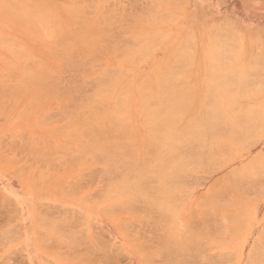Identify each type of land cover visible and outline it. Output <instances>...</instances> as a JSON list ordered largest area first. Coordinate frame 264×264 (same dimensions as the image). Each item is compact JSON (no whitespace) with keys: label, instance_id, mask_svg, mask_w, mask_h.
<instances>
[{"label":"rangeland","instance_id":"obj_1","mask_svg":"<svg viewBox=\"0 0 264 264\" xmlns=\"http://www.w3.org/2000/svg\"><path fill=\"white\" fill-rule=\"evenodd\" d=\"M40 1L47 2L46 0ZM40 1L0 0V82L3 81L0 83V264H77L76 261L82 262V259L84 260L82 264H97L98 262L101 264H117L119 261L118 264H142L143 261H148L151 254L149 252L150 249L152 252H157L159 249L157 245L161 247L163 244L162 242H164L165 234L172 243H174L172 233L178 228L175 229L173 218L171 216L161 218L158 211L153 208L141 212L142 215L138 216L136 220L131 219L134 214L129 218L127 217L128 212L126 210L120 211V208L115 209L118 211H116L117 213L114 212L116 213L115 216L111 215L110 217H106L105 215L94 214L96 211L93 207L98 206L99 203L97 202L101 201V197H103L102 195L106 192L108 184L111 181H118L120 177L117 176V173L108 174L107 167L110 168V165L107 163V160L109 158L99 159L94 156L95 152L86 153L84 149L92 137L97 134L99 128L96 126H98V124L100 127L112 125V120H109V118L113 115L109 110L108 104L113 103L109 102L113 100L112 94L124 88L127 83L126 81L129 79L128 72H137V75L133 76L131 80L140 84L142 81L145 82L143 79L145 76L138 74L144 75L151 71L153 65L161 60L163 56V44L166 46L164 34L172 30L175 22H188L192 19L195 30H200L201 32H204V27L212 26L213 24L212 27L215 31L225 28L222 32H219L220 34L217 32V34H219L218 36L214 35L216 32L211 28L212 32L210 34L212 35L213 33L214 36L222 39L223 43H226V45L224 44L225 46H222V42L219 40L221 42L218 43L220 44L219 46L225 48L221 49L219 47L217 49L216 45L215 47L217 50L215 49V51L219 53H213L219 54L220 56L218 57L220 58H225H221L224 60L221 64L218 62L221 61V59H217L218 61L216 62L218 63L214 62V60H216L215 56L217 55H213V57H215L214 60H211L213 62L204 61L202 60L203 58L200 57L195 62L185 61L176 63L175 67H177L179 75L183 74L187 83L181 82L182 84H180L179 81L174 80L175 82H173V80H170L169 83L173 89L182 90V87L191 85H197L199 87L202 85V87L205 88L204 86L206 85L203 84V70L207 73L208 69H210L207 75L204 73V78L208 76L205 78L206 81H204L206 83L208 82L207 78L211 77V74L212 76L213 74L215 75V73L217 74V72H215L216 70L214 71L211 69H217L221 66L220 68L222 69L218 68L220 69V74L218 73L219 78H214L216 81L213 80L216 86L212 85V81H209L212 87L217 89L216 94L220 98L224 94L221 88L223 89L225 86L226 88L234 89V87L237 86L236 77L241 73V71L238 70L239 66H241L239 64L244 63L242 66L248 67L245 65V61L246 58L249 57L248 51H250V53L252 51L250 50L252 46L254 48H252V53H256V56L251 53L250 57L253 55L259 59L263 56V59L261 58L262 61L258 60L256 64L255 62L253 63L256 67H251L249 71L246 70V73H249L245 75V78L248 80H245V82L246 84L248 83L249 88L251 87L250 84L253 86L255 84H257L255 86H260L262 81H264V0H170L171 2L167 0L171 3L169 6L164 4L167 3L165 0L162 3L159 0H90V2L89 0H80L81 2H79V5L85 7L83 10H87H80L78 18L73 22L71 18L73 17L74 19L76 15H26V13H30ZM156 1H158V3ZM94 3L97 4L98 7L95 6ZM91 6L95 9H92ZM90 8L91 11H89ZM42 10L45 11L44 8ZM174 14L176 15L174 16ZM108 18L111 19L109 20ZM67 19H70V23H66ZM82 20H85L84 23ZM93 21H95L96 24L98 22L99 25H96ZM85 22L89 24L92 22L91 24L94 23L93 25L99 26L100 36L102 38V40L99 41L100 43L96 41L99 34H95L92 39L93 42H86L82 47L78 45L79 48L76 47V50H70L67 54L68 56H61L60 49L63 47L61 43L64 40L63 43H65L67 41L66 39H68V42H72L73 40L71 41V39L85 26ZM69 24L71 27L69 26V28L67 27L66 29V26ZM89 24L86 26H89ZM91 24L89 27L93 26H91ZM102 25H105V28L102 27ZM216 26L224 27L219 29ZM226 27H228V29ZM73 28L77 31L73 30ZM102 29L106 31L103 33V31H101ZM63 30H66L67 35L64 34L65 36H62L60 44L57 43V45H52L53 41L49 38L50 36H48V34L63 32ZM71 31H73V33H71L73 36H68ZM223 31L226 32L227 37L231 32L230 38H227ZM234 33L236 39L233 38ZM232 34L233 36H231ZM162 36H164L163 39ZM257 38H260V40H257ZM216 39L217 38H215V40ZM250 40H254L256 45H251L252 42H250ZM236 42H240L239 44L242 46V49ZM241 43H243V45ZM258 43L260 47H258ZM148 46H152L153 48L147 52L148 57L145 61H140L139 59L130 60L132 54L138 57L146 55L141 51L145 50ZM193 47L199 53L208 52L205 46H196L193 44ZM85 48H87L88 53L85 52ZM130 49L133 50L129 55ZM213 49L214 48H210V52H212ZM224 49L225 52L223 53ZM101 50L102 53H104L102 55H100ZM54 53L57 56L60 54L59 56L63 58L59 61L60 66L58 65V70L61 72L56 70V72H53L54 74H47L41 79L42 82L39 81L41 83L33 82L32 86V82L26 80L23 70L28 71L30 75L31 72L35 71L34 68H36V71L39 68L40 70L38 69V72L42 73L44 68L46 70L53 66ZM96 54L97 56L95 57ZM258 54H260L259 58L257 57ZM93 57L98 61L96 60L95 62ZM249 58H247V60ZM256 58L255 60H257ZM250 60L255 61L253 57ZM113 62H124L131 67V70L125 68L119 72L113 67L115 68V72L113 71V75L110 76L111 78L107 79L105 74H107L108 71L112 74L110 72V70H112L110 66H113ZM215 64H217L218 67H215ZM191 68H195V70L190 73L191 76L189 78L185 74ZM252 68L256 71H252ZM222 70L223 72H221ZM238 71L240 72L237 73ZM209 72H211V74ZM224 72L225 75L222 76L221 73L224 74ZM96 73L97 76H95ZM243 73L245 74L244 70ZM102 74L107 80H104V84L99 86V84L97 85V81L101 80L103 77ZM108 74L107 77L110 75ZM58 75H60V77ZM54 77L57 79H54ZM149 79L150 81L152 80V78ZM149 79L147 78L146 80L149 81ZM166 80H168V78H166ZM187 80H189V82ZM200 80L202 82H200ZM19 81L20 83L24 82L23 84L29 82V87L21 83L20 85L22 87L19 88ZM177 82L179 83L176 86ZM75 83L77 84L76 86ZM38 88H40V90ZM70 88H72V90ZM146 90L147 89H143V91ZM70 92H73V94ZM58 100L61 103H59ZM158 101V98L154 97L150 98L148 103L155 106ZM81 102L84 103L82 104ZM248 103L251 105L253 104V107L255 106L254 104L258 103L255 107H257L258 110H264L262 106V103H264V93L258 94L256 97L254 96ZM67 107L68 109H66ZM255 107L252 112V117L248 120L250 123L246 121L247 117L245 118L243 116L245 113L240 107H238V111L239 113L242 111L243 114L236 113V107H234V113H232L233 108L227 110V112L229 111L231 114H234L233 117L237 118L235 116L236 113L237 116L239 115L243 120L246 119L245 121L250 125L253 117L261 118L264 116V113L262 114L263 111L260 112L262 114V116H260L261 114L259 111H255ZM63 108H65V111ZM210 108L208 103L205 109L203 107V117L208 115ZM76 110L78 111L77 113L81 110L79 115L74 113ZM256 112L260 115L258 114L255 116ZM126 115L128 114L123 113L120 117ZM74 118L77 121L76 125L73 121ZM86 118L93 119L91 124L87 125L83 123ZM260 118H257V121L254 120L255 123L250 125L253 129L254 127L256 128L254 131L250 130V128L248 130V127L246 128L247 125H243V121V124L240 125L242 127L245 126L248 132H243L241 135L244 139H241V141L239 138L240 136H238L239 139L236 138L238 140L236 145L235 142L232 144L229 143L228 146L226 145L227 149L229 148V150L232 151L229 152L227 149L223 148V150H227V153L226 151L221 153L223 154L222 157H224L221 158L222 161L219 159L221 156L218 160L209 161L208 164L213 163L215 165V168L214 166L212 167L213 164L211 165V168H214L213 170H210L208 167L210 165H207L210 171L209 173L206 172L207 168H204L206 173L203 172L204 169H199V172L196 170L198 173L192 171L189 174V178L186 177L187 179L183 181L185 183V185L182 186L183 190L174 197V209L180 210L177 219L178 224L180 223L181 225L180 233L182 234L185 232L191 225H193V228L195 226V228H201L202 226L203 229L201 228V230H203L204 233L206 232V238H203L205 241L203 242L202 240L201 244L202 249L199 248V250H196L191 246L190 249L195 252L196 255L191 253V255H188L189 257L186 256V264H254L251 260V258L254 259V257H249V255L258 254L256 253L258 250L261 252V257L264 258L262 255V250L264 249V118H262V120H260ZM74 126L80 127L79 129H81L82 132L75 131ZM234 126L241 130V126L239 127L238 123L234 124ZM122 127L126 132L122 134L120 142H128L131 127ZM105 128L106 127L103 129ZM107 128L110 127L107 126ZM241 131H239V134L242 133ZM228 132V126L221 123L219 129L216 131L218 134L217 137H219L218 141L226 142L227 136L229 135ZM206 144H210V142L208 141ZM38 151H40V153ZM41 153L44 155H41ZM259 160H261V162ZM218 161H221V163ZM256 164L258 168L255 169ZM247 165H249V169L246 168ZM240 167L242 170H236ZM242 171H244L245 174ZM236 174L239 175L237 176ZM226 176L230 181L232 180L235 185L244 178V181H242L244 189L242 185H240L242 187L241 194L243 195L244 193V197L246 198L236 193V191H240V187L237 189L231 187L232 190L235 191L233 194H230L232 196L229 195L230 201L227 202V204L229 203L228 207L230 210L223 208V210L220 209L221 211L218 210L219 213L216 212L215 214V211L213 215L208 213L210 217L204 214L203 216L208 217L207 220V217H204L205 221L201 217V214L204 213L202 209H206V206L209 205H206L202 198L205 196L204 199H206L207 194L211 193L210 187L214 189L216 186L220 185L224 179L227 180L228 178ZM235 180L237 182H235ZM224 181L222 185H220L221 187L223 186V188L226 186L223 184L228 182V186L232 182ZM238 185L236 186L238 187ZM245 188L249 191L247 194H245V192H247ZM215 190L217 189L212 190V193ZM202 194L205 195L203 196ZM241 199L245 202H241L240 205L239 201ZM234 200L235 203L236 200H238V204L233 203ZM202 201L205 203L204 206H202ZM136 205L137 206L134 205V208H132L134 209L132 212L137 210L135 207L138 208L139 211L145 207L144 202H139ZM235 205H240L241 208L239 209L237 206V210H235ZM225 207H227V205ZM243 209L246 210V213H244L245 211ZM231 211H233V214H230ZM191 212H195L196 215L194 216L195 213L192 214ZM225 212H227V215ZM237 213L238 215H236ZM190 216L193 217L190 219ZM223 216L226 219H224ZM237 216L238 218H242L241 220L243 221L239 222L240 218H236ZM195 217L199 218V221L196 220ZM42 219L46 220L45 224L48 223L45 227L43 226L44 222ZM128 219L132 220V224L126 226L125 223ZM189 219L193 220V222H190ZM211 219L214 221L213 223H211ZM72 221H74V223ZM215 221L216 224H219L218 221L222 223L216 226V224H214ZM53 222H57L53 225L59 224V229L51 233V231H47V228H53L50 225V223ZM205 222L211 224L206 223V225L208 224L207 228H204L206 227ZM236 222H239V224L242 223L239 225L235 224ZM116 223L118 224L116 225ZM232 224L236 226L233 227ZM118 225H120V227ZM225 226L227 228L229 226L233 233H231L230 230L227 231L229 228L223 230ZM214 228L219 229L212 230ZM235 228L236 230L239 229V231H236ZM226 231L230 233H226ZM234 231H236V233ZM207 233L210 235L207 236ZM128 234H130V238ZM140 235L143 236L140 238ZM174 235L176 236L175 233ZM68 236L69 238L72 237L73 240L77 237L79 239L81 238V244L78 248L82 245L83 249L82 247L80 250L77 249L76 247L78 245L75 247L76 250H74L73 247L71 249V245L65 246L69 243L66 242ZM84 237L88 238L87 241L83 239ZM137 238L138 240L136 241ZM219 238H221V241H224H218ZM96 239H98V241ZM100 239H102L101 242H104H99ZM105 241L109 242L108 244L110 245V248L107 250L109 251L108 253H106L107 251L105 252L106 248L102 247L103 245L106 246L105 244L107 243ZM59 242L66 244L60 245ZM130 245L136 249H131ZM111 247H113V249L115 248L113 252L115 253L114 255L117 254V257L112 255L113 252L111 251ZM85 248L87 249L85 250ZM156 248L158 249L155 250ZM115 250L118 252H115ZM89 251L90 254L92 253L90 255L92 259L88 258ZM94 252L95 255H93ZM100 254H103V256L107 254L106 257L110 262L106 260V257ZM79 255H82L81 258H78L80 257ZM96 255H100L99 257L101 259ZM86 257L91 261L88 260L87 262L84 259ZM112 257H115L114 260H112ZM102 258L103 261L101 262ZM118 258H120V260ZM247 259L248 262L251 261V263L246 262ZM152 260L150 264H169V261L158 253L153 256ZM112 261L114 262L112 263Z\"/></svg>","mask_w":264,"mask_h":264},{"label":"bare ground","instance_id":"obj_2","mask_svg":"<svg viewBox=\"0 0 264 264\" xmlns=\"http://www.w3.org/2000/svg\"><path fill=\"white\" fill-rule=\"evenodd\" d=\"M38 1H40V0H38ZM46 1L47 2H42V1L38 2V4L32 9V11L30 13H26V15H76L74 19H73V17L71 18V20L73 22L75 19L78 18L79 14H80V10H83V8L85 9V7L79 5L80 4L79 2H81L80 0L79 1H77V0H46ZM58 1H60V2H58ZM159 1L161 3L164 2V0H159ZM165 1L167 3H164V4H166L167 6H169L171 4L170 2L172 0L171 1L168 0L170 2H168L167 0H165ZM89 2H90V0H89ZM91 2H94V1H91ZM156 2L158 3V1H156ZM82 4H83V2H82ZM95 6L98 7L97 4H95ZM43 8L45 9V11L42 10ZM93 8L94 7H92V9ZM86 10H83V11H86ZM123 10H124V8H123ZM89 11H91V8L89 9ZM119 12H118V15H119ZM81 13H83V12H81ZM85 13H87V12H85ZM88 14H89V12H88ZM102 14H104V13H102ZM175 15L176 14H174V16ZM178 16H176V17H178ZM84 19H85V17H84ZM84 21L82 20L83 23H84ZM86 21H88V20H86ZM99 21H101V20H99ZM93 22H95V21H93ZM66 23H70V19H67L66 20ZM91 23L92 22H90V24ZM106 23H108V22H106ZM87 24H89V23L87 22L84 27L82 26L83 28L79 32H77V34L74 35V38L71 37L72 38L71 41L73 40L72 42H68V39H66L67 41L65 43H63L65 40L62 43L60 42L61 39H62V36L64 34L67 35L66 34V30H63V32H57L55 34H52V33L51 34H48V36H50L49 38L53 41V44L52 45H57V43L58 44H60V43L63 44L62 49H60L61 50V56L65 57V55H67L68 52H70V50H72V49L76 50L77 48H79V46L82 47L83 44H85L86 42H93L92 39H93V36L95 34H99L98 38L96 39L97 42H99V41L102 40V38L100 36V34H101L100 33V28H99V26H96L98 24V22H97V24L95 22L96 25H93L94 23L91 24V26L93 25L92 27H89L90 24H89V26H86ZM101 24H103V23H101ZM69 26L71 27V25L69 24V25L66 26V29H67V27L69 28ZM104 26L105 25H102V27H104ZM106 26H107V24H106ZM212 26H206V27H204V32H201L200 30L199 31L195 30L194 23H193V20L192 19H191V21H188V22L187 21H184V22L183 21L175 22L172 30L169 31V32H166L164 34L165 35V38H166V46L163 44V56H162L161 60L153 65L151 71L145 73L144 75L143 74H138V75H141V76H145L143 78L145 82H143L141 80L142 83L140 82V84H138L137 82H134V81L131 80L133 78V76L137 75L136 74L137 72H134V73L132 71H129L128 72L129 79H128V81H126L127 83L125 84L124 88L123 89H119L118 91L114 92V94H112L113 100L112 101H109L110 103H112V102L113 103L112 104H108L109 110L112 112V115H113L112 117L109 118V120H112V125H107L110 128H107V126H104L106 128L103 129L104 127H100L99 124H98V122H97L98 126H96V127L99 128L97 130V134L92 137V139L88 142V144L86 145V148L84 149V151L86 153H88V152H95L94 153V156L97 157V158H99V159L109 158L107 160V163L110 165V168L107 167L108 174L111 175L113 173L114 174L117 173L118 174L117 176L120 177V179L118 181H116V182L115 181H111L108 184V187L106 189V192L104 193V195H102L103 197H101V201L97 202V203H99L98 206L93 207L94 210L96 211L94 214L105 215L106 217L107 216L110 217L111 215L115 216V214L118 212L115 209L116 208H120V211L126 210L128 212V216L127 217H129V218L131 217V215L134 214V216L131 219L136 220L138 218V216H141L142 215L141 212H145L146 209L153 208V209H155V210L158 211V213H159V215H160L161 218H164V217H167V216H169V217L171 216L173 218V222L175 224V229L178 228L177 230H175V232L172 233V237H173L174 243H172V241L165 234L164 242H162L163 244L161 243L162 244L161 247L157 245V247H159V249L158 248L155 249V250L158 249L157 252H152L151 249H150L149 252L151 254H150V257L148 258V261H146V262L143 261L142 264H150V262L153 261L152 260L153 259V256H155L157 253L160 254V256L161 255L164 256L169 261V264H184L186 262V260H187V259H185L186 256H188L189 254L191 255V253H193L194 255H196L195 252H193L190 249L191 246H193L196 250H199V248L202 249L201 248V244H202L203 238H206V235H205L206 232L204 233V231L201 230L202 226H201V228H195L196 226L194 225L195 226L194 227L195 229H194L193 228V225H191L188 228L186 227L187 228L186 231L181 234L180 233L181 225H180V223L178 224V221H177L178 214H179L180 210L174 209V203H173L174 200L173 199H174L175 196L178 195V193L180 191L183 190V187L182 186L185 185V183L183 181L187 179L186 177L189 178V176H190L189 174L192 171L198 170V172H199V169L200 170L201 169L203 170L204 168H207L206 169V172L209 173L210 172L209 169L210 170H213L215 168V165L213 163H212L213 165L212 164H208V162L211 161V160L212 161L213 160H216V159L218 160V158L220 156H221L219 158L220 160H221V158H224V157H222L223 154H221V153H224V151H226V153H227V150L229 152L232 151V150L230 151L229 148L227 149L226 145L228 146L229 143L232 144L234 142H235V145H236V142L238 141L237 139H239V138H240V140L241 139L243 140L244 137H242L241 135L243 134V132L248 133L246 131L247 130L246 128L248 127V130L250 128V130H253L254 131L256 128L254 127V129H253V127L250 126V125H252L253 123H255V121H257L260 118V117H253L251 119L253 122L251 121V124L250 125L248 124V123H250V122H248V120L253 115L252 112L254 111V107L258 104V103L257 104H254L255 106L253 107L252 106L253 104L251 105L248 102L250 100H252L254 98V96L256 97V95L261 94V93H264V83H263L264 81H262V83H261L260 86H255L257 84H255L254 86L252 84H250V86H251L250 88H249L248 83L246 84V82H245V80H247L245 78L246 77L245 75L247 73H249V72L246 73V70L249 71L251 69V67H256L254 65L256 63H258V60L259 61L260 60L262 61V59H263L262 58L263 56H261L262 59L259 58V55L260 54L257 55V57L259 59H257L255 57L256 56V53H252V51L254 49L253 46H252L253 49L252 48L250 49L249 46L248 47H249L250 50H252L251 53L253 55H255V56L252 55L253 59L255 60V58H256L257 60H255V61L252 60L253 61L252 62L250 60L252 58V57H250V54L251 53H250V51H248L249 52L248 56L250 58L247 57L249 59L247 60V58H246V61H245V65H247L248 67L242 66V65H244V63L243 64L242 63L239 64L241 66H239V69L238 70H240L241 73H239L240 71L237 72V73H239L238 76L236 77L237 86L234 87V89H232V88H226L225 86L223 87V89L221 88V90L224 92V94L220 98L216 94L217 89L214 88V87H212V85L216 86L215 81H216V79L219 78L218 76L220 74V69H222V68H220L221 66L218 67L217 64H215L214 66L220 68V69L217 68L218 71H217L216 68H212L211 69V70H214V71L216 70L215 72H217V74L215 73V75L213 74V76H212L211 72H209L211 74V77L212 78L211 77H209L210 79L207 78V81L208 82L209 81H212L213 82V80H215L212 85L209 82V84L211 85V87H210L209 84H208L209 86L207 85L208 82H206V83L204 82V81H206L205 78L208 77V76H206L204 78V75L205 74L207 75L208 74V71H210V69H208V71L206 73V71L203 70V68H202V70H203V79H204L203 84L206 85V86H204L205 88H203L202 85H201L202 88L199 87V86H197V85H194V86L191 85V86L182 87L181 88L182 90H175L170 85V83H169L170 80H173V82H175L174 80L179 81L180 84L187 83L186 80H185V77L183 76V74H180L179 75V72L177 70V67H175V64L176 63H182V62H185V61H193V62H195L200 57L203 58L202 60L209 61V62L211 60H214L215 57H216L215 58L216 60H214V62L220 60L221 58L225 59L224 57H221V58L218 57V56H220L219 54H213V53H219V52H216L215 51L216 47H217V49L219 47L221 49L222 48H225V47H222V46H225L226 43H223L222 39H219L218 37L214 36V35H217L218 36L220 34L219 32H222V30H224L225 28L224 29H220V28H223L224 26L223 27H221V26L217 27L216 26L220 30L215 31V29ZM78 27H80V26H78ZM211 28L216 32L215 33L213 31L215 33L214 35H213V33H212V35L210 34L212 32L211 31L212 30ZM217 28H216V30H217ZM226 28L228 29V27H226ZM73 30H75V29L73 28ZM75 31H77V30H75ZM101 31H103V29ZM105 31H103V33ZM67 32H68V30H67ZM217 32L219 34H217ZM224 32L225 31H223V33ZM71 33H73V31H71L70 32V35H68V36H73ZM107 34H108V32H107ZM225 34H226V32H225ZM225 34H223V35H225ZM230 34H231V32H230ZM230 34H229V36H230ZM231 36H233V34ZM234 36H233V38L236 39L235 33H234ZM163 37L164 36H162V39H163ZM214 37L217 38L218 41H217V39L215 40ZM226 37H227V34H226ZM68 38H70V37H68ZM220 38H221V35H220ZM260 38H257V40H260ZM109 39H111V38H109ZM213 40H215L217 42H215ZM237 40L239 41V38L238 37H237ZM243 41H244V39H243ZM102 42H104V41H102ZM219 42L221 43L222 46H219L220 45V44H218ZM250 42H252L251 45H253V44L256 45V42H254V40H250ZM257 42H259V41H257ZM236 43L242 49V46L239 44L240 42H236ZM193 44H195L196 46H205V48H207L206 50H208V52H205V53H199V52H197L195 50V48L193 47ZM241 44L243 45V43H241ZM258 45H259V43H258ZM258 47H260V45ZM152 48H153L152 46H148L145 50L141 51V52H144L146 54L144 56L138 57V56L132 54V57H130L131 58L130 60L139 59L140 61L141 60L142 61H145L147 59V57H148L147 52H149ZM210 48L211 49L214 48L213 51L211 50L212 52H210V50H209ZM132 50L133 49H130V51L128 53L129 55L132 52ZM85 52L88 53L87 48H85ZM134 52H137V51H134ZM224 52H225V49H224L223 53ZM100 53H101L100 55L104 54V53H102V50H101ZM70 54H72V53H70ZM239 54H240V52H239ZM59 55L57 56L54 53L53 66L50 67V68H48V69H46V70L44 68L42 70V73L41 72H38V69L39 68L37 69V71H36V68H34L35 71L34 72H31V74L29 75L28 74V71H25V70L22 69V67H23L22 66L21 69L24 71V75H25L26 80L32 82L31 84L33 86V82L41 83L42 82L41 79L44 76H46L47 74H50V73L54 74L53 72H56V70H58V65H59L60 59H63ZM213 55H217V56L213 57ZM224 55H226V54H224ZM96 56H97V54L95 55V57ZM95 57H93V58L95 59L94 61L96 62L97 59ZM223 61L224 60L221 59V61H218V62L221 64ZM249 61H251V62H249ZM80 62H81V60H80ZM211 62H213V61H211ZM218 62H216V63H218ZM241 62H243V61H241ZM246 62L247 63L249 62V63L247 64ZM254 62H255V64H253ZM67 64H69V63H67ZM67 64H65V65H67ZM71 65H73V64H71ZM112 65L113 66H110L112 68V70H110L111 73L114 71L115 68H116L115 70H118L119 72H121V70H123L125 68L131 70L130 69L131 67L128 66L124 62H113ZM113 67H115V68H113ZM243 68H245V69H243ZM77 69H78V67H77ZM194 70H195V68H191L189 71H187V73L185 75L190 78V76H191L190 73L193 72ZM243 70L245 71V74L243 73ZM253 70H254V68H252V71ZM214 71H213V73H214ZM254 71H256V70H254ZM58 72H61V71L58 70ZM221 72H223V70ZM97 73H98V71H97ZM97 73H96V75L95 74L94 75L97 76ZM108 73H109V71H108ZM107 74H105V77L107 79L108 78H111L110 76L113 75V73L112 74L109 73L110 75L108 74L109 76L107 77ZM55 75H56V73H55ZM216 75H217V77H216ZM221 75L224 76L225 75V72H224V74L221 73ZM221 75H220V77H221ZM51 76H53V75H51ZM58 76L60 77V75H58ZM74 76H77V75H74ZM103 77H104V75H103ZM105 77L103 79L101 78L100 81H97V85L99 84V86H100V85L104 84V80H107ZM125 77H126V75H125ZM147 78L148 79L149 78H152V80L150 81V79H149V81H148V80H146ZM166 78H168L169 81L166 80ZM214 78H216V79H214ZM54 79H57V78L54 77ZM43 80H45V79H43ZM257 80H258V78H257ZM39 81H41V82H39ZM187 81L189 82V80H187ZM191 81H193V80H191ZM2 82H0V83H2ZM9 82H10V80H9ZM179 82L176 83V86L178 85ZM200 82H202V81L200 80ZM21 83L19 81V86H20L19 88L22 87L20 85ZM29 84L30 83L28 82L27 84L25 83L23 85H28L27 87H29ZM7 85H9V84H7ZM76 85L77 84L75 83V86ZM34 86H35V84H34ZM63 86H65V85H63ZM36 87H37V85H36ZM41 87H44V86H41ZM56 87H58V86H56ZM81 87H83V86H81ZM19 88H18V91H19ZM38 89L40 90V88H38ZM38 89H36V90H38ZM70 89L72 90V88H70ZM75 89H76V87H75ZM143 89H147V90L146 91H143ZM28 91H30V90H28ZM55 91H57V90H55ZM20 92H21V89H20ZM59 92H61V91H59ZM70 93L73 94V92H70ZM11 95H12V93H11ZM55 95H56V93H55ZM169 95H170V97H169ZM154 97H157L158 100H159L158 103L155 106L150 105L148 103V100L150 98H154ZM54 98H55V96H54ZM66 98H69V97H66ZM11 99H12V97H11ZM59 103H61V102L59 101ZM207 103L210 105L211 108H210V111H209L208 115L205 116V117H203V107L205 109V106L207 105ZM64 105H65V103H64ZM262 106L264 107V103H262ZM234 107H236V110H237V111H235L236 113L237 112L239 113L238 107L242 108L241 110L245 114H243L242 111L239 114L242 113L245 118L247 117V120L246 119L243 120L239 115H238L239 116V118H238V116H237L236 113H235V116L237 118H235V117H233L234 114H231L229 111H228L229 113L227 112V110L233 108L232 113H234ZM64 109L65 108H63V110ZM66 109H68V107ZM255 109H256L255 111H259V113L262 112V111H263L262 114L264 113V110L263 109H260L259 108L260 110H258L257 107H255ZM77 112L78 111L76 110V112H74V113L77 114V115H79L80 112H81V110H80L79 113H77ZM123 113H127L128 115H126L124 117H120V115L123 114ZM259 113L256 112V115L255 116H257ZM69 114H71V113H69ZM262 114L260 116H262ZM262 118H264V116H262L260 118V120H262ZM92 120L93 119H91V118H86L83 121V123L89 125V124H91ZM73 121H74V124L76 125V122L77 121L75 120V118L73 119ZM243 121H244V124H243ZM221 123H223L224 125L228 126V131H229L228 133H229V135L227 136L226 142L218 141L219 140V137H217L218 134L216 133V131L219 129V126H220ZM237 123H238V126L240 124H243L245 126L247 125V126L245 128V126L242 127L240 125L241 126V130H242L241 131L239 128H236L234 126V124H237ZM122 126H130L131 127L128 142H124V143H121L120 142L121 141L122 134L124 132H126ZM257 126H258V123H257ZM74 127H75L74 128L75 131L80 132V133L82 132V130L79 129L80 127H78V126H74ZM239 131H241L242 133L240 132L241 134H239ZM76 135H78V134H76ZM238 136H240V137L238 138ZM208 141L210 142V144H206V142H208ZM223 148L224 149H227V150H223ZM222 150H223V152H222ZM38 152L40 153V151H38ZM42 154L43 153H41V155ZM81 155H83V154H81ZM230 156H232V155H230ZM40 157H42V156H40ZM33 161H34V159H33ZM221 161H218V162L221 163ZM259 161L261 162V160H259ZM260 162H258V163H260ZM251 163H252V161H251ZM207 165H210V166H208L209 169H208ZM211 165H212V167L214 166L213 169L211 168ZM248 166L249 165H247L246 168L249 169ZM219 168H220V166H219ZM256 168H258L257 164H256L255 169ZM236 170L239 171V170H242V168L240 167L239 169H236ZM243 170H244V168H243ZM251 170H254V169H251ZM196 172H194V173H196ZM203 172L206 173L205 172V169L203 170ZM242 172L244 173V171H242ZM236 173H237V171H236ZM239 174L241 176V173L240 172H239ZM231 176H232V174H231ZM240 176H239V179H240ZM244 176H242V177H244ZM239 179H237V180H239ZM224 180H226V179H224ZM227 181L231 182L232 180L230 181V179L228 178L224 182H227ZM242 181H244V178L241 181H238V182L235 180V182H237L236 185H238V183H239L238 187L235 185V183H233V181L231 182L230 185H228L229 186L228 187L227 186V183L228 182H227L226 184H223V185H226V186H224V188H223V186L222 187L220 186V185H222V182H221V184L218 185L220 187L216 186L217 188L215 187L214 189H217V190H215L216 192L214 191L213 193H212V190H214V189H212L210 187L211 193H208L210 196L207 194L206 199H204L205 198L204 195L206 193L204 195L202 194L204 196V198H202V199L205 201L206 205H209L210 206V208H209V206H206V209H202V210H204L203 211L204 213L201 212V213H203V214H201L202 215L201 217L204 219V217H207V216H203V215L204 214L208 215V213L213 215L214 214V211H215V214H216V212L219 213L218 210L221 211V210H223V208H226L228 210L229 209V207H228L229 206L228 205L229 203L227 204V202L230 201L229 195L230 194H233L234 191H235V190L233 191L232 188L237 189V188L240 187L239 188L240 191L239 192L236 191V193H238L240 195L241 194L242 187L244 189V185H243V182ZM215 184H216V182H215ZM240 184L242 185V187H241ZM235 186H236V188H235ZM250 189H252V188H250ZM245 190H246V188H245ZM246 191L247 192H245V194H247L249 192L248 190H246ZM226 194H228V195H226ZM230 196H232V195H230ZM244 196L245 195L243 193L242 197H244ZM244 198H246V197H244ZM219 199H221V200H219ZM204 201H202L203 205L200 202V204L202 206H204V204H205ZM237 201L238 200H236V203L238 204ZM77 202H80V201H77ZM139 202H144L145 203V207L141 211H139L138 208L135 207V209H137L138 211L136 210L135 212H132V210L134 211V209H132V208H134V205L137 206L136 204L139 203ZM239 202H240L239 204L241 205V202L244 203L245 201H242V199H241ZM97 203H95V204H97ZM224 203L227 205L228 208L225 207L226 205ZM233 203H235V200H234ZM95 204H93V205H95ZM240 205H237L239 209L241 208ZM237 206L234 207L235 210H237L236 209ZM197 211H198V209H197ZM244 211L243 212L246 213V210H244ZM114 212H116V213H114ZM232 212L233 211H231L230 214H233ZM237 212H239V211H237ZM194 213H192V214H194ZM226 213L227 212H225V214ZM228 214H229V212H228ZM195 215H196V213L194 214V216ZM226 215H224V216H226ZM236 215H238V213ZM234 216H235V214H234ZM192 217L190 216V219ZM236 218H238V216ZM116 219H115V221H116ZM131 219L130 220L128 219L127 221L125 220L126 221V223H125L126 226L129 225V224H132L131 223L132 222ZM207 219H208V217L206 218V220ZM224 219H226V218L224 217ZM241 219L242 218L239 219V222L240 221H243ZM196 220L199 221V218H196ZM45 221L46 220H43V222H44L43 223V226L44 227L46 225H48V223L45 224L46 223ZM224 221H226V220H224ZM72 222L74 223V221H72ZM190 222H193V220H190ZM213 222L214 221L212 220L211 223H213ZM239 222H236L235 224H239ZM55 223H57V222L50 223V225L53 228H50V229L47 228V231H51V233H54V230H56V229L58 230L59 229L58 228V225L59 224L58 225L57 224L56 225H53ZM67 223H69V222H67ZM119 223H122V222H119ZM206 223L211 224L209 222H205V225H206ZM218 223L219 224H216V221H215L214 224H216V226L217 225L219 226V225H221L222 222L221 221H218ZM117 224L118 223H116V225ZM235 224L234 225L232 224V226L233 227L236 226ZM120 225H118V226L120 227ZM207 225L204 228H207ZM199 226H200V224H199ZM199 226H197V227H199ZM216 226H214V227H216ZM226 228L227 227L225 226L223 230H225ZM228 228H229V226H228ZM236 228H238V227H236ZM236 228H235V230H236ZM217 229H219V228H214L212 230H217ZM209 230H211V229H209ZM229 230H230V228L227 231H229ZM227 231H226V233H230V232H227ZM230 231H231V233H233L232 230H230ZM236 231H239V229H237ZM236 231H234V232L236 233ZM174 233L176 234V236L174 235ZM128 235H129L128 237L130 238V234H128ZM209 235L210 234H208L207 236H209ZM131 236H132V234H131ZM142 236L143 235H140V238ZM233 236H234V234H233ZM216 237H218V236H216ZM221 237H222V235H221ZM66 238H67V235H66ZM77 238L75 240H73L72 237L69 238V236H68V240L66 242L67 243L69 242L70 244L69 243L68 244H66V243H60V242H59V244L60 245L66 244L65 246L71 245V249L73 247L74 250H76L75 247L78 245L76 248L80 250L81 247H82V245L80 246V248H78V247L81 244V242H80L81 241V238L80 239L78 238L79 241H78ZM210 238H212V237H210ZM83 239L85 241H87L88 238L87 237H84ZM263 239H264V235H263ZM96 240L98 241V239H96ZM101 240L102 239H100L99 242H101ZM137 240H138V238L136 239V241ZM216 240H218V239H216ZM222 240H223V238H222ZM162 241H163V239H162ZM204 241H205V239L203 240V242ZM218 241L223 242L224 240L221 241V238H219ZM102 242H104V241H102ZM106 243L108 244L109 242H106ZM107 244H105V245L107 246ZM98 246H99V244H98ZM106 246H104V245L102 246V247H105L106 248L105 252L108 250V248H110L109 247L110 246L109 244H108L107 247ZM113 246H114V244H113ZM102 247H101V249H102ZM111 248H112L111 251L113 252L115 248L114 249H113V247H111ZM130 248L131 249L132 248L133 249H136V248L132 247L131 245H130ZM258 248H260V247H258ZM82 249H83V247H82ZM86 249L87 248H85V250ZM96 250H98V249H96ZM102 250H101V252H103ZM117 250H115V252H118ZM120 250H121V248H120ZM263 250H262V252H263L262 255L264 256V251ZM98 251H96V252H98ZM108 252L109 251H107L106 253H108ZM259 252H260L259 250L256 251V253H258V254H253L254 256L252 254H251L252 256L249 255V257H254V259L251 258V260L253 261L254 264H264V258L261 257V252L260 253ZM91 254H90V251H89V257L88 258H90V255ZM103 254H104V252H103ZM103 254H100V255L103 256ZM114 254L115 253L113 252L112 255H114ZM120 254H121V251H120ZM93 255H95V252H94ZM100 255H98V256L96 255V256L98 258H100L99 257ZM105 255L107 256V254H105ZM110 255H111V253H110ZM110 255L108 254V256H110ZM116 255H114V256H116ZM79 256L80 257H78V258H81L82 255H79ZM106 256H103V257H106ZM110 258H111V256H110ZM114 258L112 257V260H114ZM120 258H121V256H120ZM120 258H118V259L120 260ZM84 259L87 262L89 260V259H87V257L84 258ZM90 259H92V258H90ZM96 260H98V259H96ZM104 260H105V258H104ZM106 260H108L107 257H106ZM81 261L82 262L76 261V263L77 264H82L84 260L82 259ZM89 261H91V260H89ZM102 261H103V258H102L101 262ZM108 261L110 262V260H108ZM116 261H118V260H116ZM96 262H98V261H96ZM113 262L114 261H112V263ZM119 262H117V264ZM246 262H248V259L246 260ZM98 263H100V262H98ZM248 263H251V261L248 262Z\"/></svg>","mask_w":264,"mask_h":264}]
</instances>
